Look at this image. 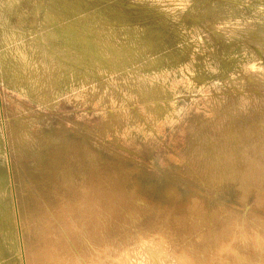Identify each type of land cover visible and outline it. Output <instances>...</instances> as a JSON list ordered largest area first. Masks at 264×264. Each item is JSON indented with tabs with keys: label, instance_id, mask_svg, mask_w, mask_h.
I'll return each mask as SVG.
<instances>
[{
	"label": "rangeland",
	"instance_id": "374dc122",
	"mask_svg": "<svg viewBox=\"0 0 264 264\" xmlns=\"http://www.w3.org/2000/svg\"><path fill=\"white\" fill-rule=\"evenodd\" d=\"M86 218L106 263L264 224V0H0V264L84 254Z\"/></svg>",
	"mask_w": 264,
	"mask_h": 264
},
{
	"label": "bare ground",
	"instance_id": "6f19581e",
	"mask_svg": "<svg viewBox=\"0 0 264 264\" xmlns=\"http://www.w3.org/2000/svg\"><path fill=\"white\" fill-rule=\"evenodd\" d=\"M61 28H63V26ZM61 28L59 27V29H61ZM63 31H64V28L62 29V31L60 30V32H63ZM63 35H64L63 37H65L67 40H69V42L70 41H75V42L77 41L83 51H91V52L95 51L94 44H92V42L90 40H88L87 37L79 36V35L73 36L71 32L70 33L66 32ZM72 36L74 39L72 38ZM229 163L230 162L228 160L227 164H229ZM257 170H259V169H257ZM99 196L102 197V195H99ZM94 197H96V196L94 195ZM97 198H98V196H97ZM95 199L93 198V200H95ZM108 201H109V199L108 200L105 199V202H108ZM94 203H97V202L94 201ZM100 204H102V203H100ZM103 204H105V203H103ZM107 204H109V203H107ZM110 204H111V202H110ZM94 205L92 206V211H94V210H98L99 212L102 211L99 203H97V206H95V207H94ZM103 214H105V213H103ZM93 215L97 216V214H93ZM88 217L91 219L90 215ZM89 218H86L85 222H80L77 225L72 224V227L74 228L73 229L74 238H76V240L81 241V242H87V251L83 252L84 254H82V252L80 251V248L75 244L72 237L67 236L66 237V243L61 248L60 253L58 252V253H56V255L54 253V255H53V252H50L47 254V256H49L51 261L57 260V263H60V264H173V260H174L176 262H183L184 264H196L188 256V254L190 253L189 250L191 249L190 247H189L190 249L188 248L189 253H187V251H185V252L181 251L179 256L177 255V256L172 257L171 256V248L167 243L168 239L165 236V234H163L161 231L158 233L152 234V235L146 234L147 236H145V237L140 236V238L136 239L138 241L137 242L138 245H136L137 243L135 244V241H134L135 247L136 246L137 247L133 248L131 250L129 249L130 251H124L123 250V252H119L118 254L116 253L117 255H115V252L113 251L115 256H113L106 263V262H104V259L102 257L104 255V253H106L105 252L106 247L103 244L102 245L94 244V241H92L93 236H94V233H92V232L95 231L94 227L97 228L101 223L100 222L95 223V225H94V223H92L93 220L91 219L92 221L90 222ZM101 218H103V216ZM197 219L199 220L198 217H197ZM195 221H197V220H195ZM190 223H192V221H190ZM248 224L249 223L246 220H241V221L240 220L239 221L233 220L232 222H230L229 226L227 227L225 234L222 235L223 238H221L213 248H211L210 250L208 249L209 251H207V253L205 254V257L200 259V264H264V224H260V223L258 224L257 223L254 226L250 225V224L248 225ZM190 226H192V224ZM191 229H192V227H191ZM198 233H200V232H198ZM168 234H170V232ZM202 235H203V233H202ZM168 237L170 239V236H168ZM194 239L197 242V239L196 238H194ZM187 240H190V239H187ZM191 242H189V243H191ZM134 244H133V246H134ZM185 244H187V243H185ZM180 245H182V244H180ZM187 245H185V246H187ZM208 246H210V245H208ZM122 247H124V246H122ZM181 249H182V247H181ZM186 249H187V247H185L184 250H186ZM127 250H128V248H127ZM200 251H199V253H203L202 251L201 252ZM191 252H192V249H191ZM193 252H195V251H193ZM177 254H179V253H177ZM200 255H202V254H200ZM105 261H106V259H105ZM185 262H187V263H185ZM197 263H199V262H197ZM180 264H182V263H180Z\"/></svg>",
	"mask_w": 264,
	"mask_h": 264
}]
</instances>
